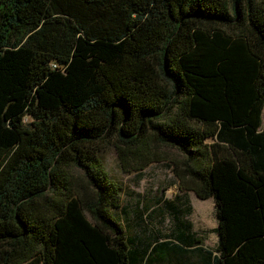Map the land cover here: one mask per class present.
<instances>
[{
	"label": "trees",
	"instance_id": "16d2710c",
	"mask_svg": "<svg viewBox=\"0 0 264 264\" xmlns=\"http://www.w3.org/2000/svg\"><path fill=\"white\" fill-rule=\"evenodd\" d=\"M263 109L264 0H0V264H264ZM107 147L167 163L169 231L127 236Z\"/></svg>",
	"mask_w": 264,
	"mask_h": 264
},
{
	"label": "rangeland",
	"instance_id": "374dc122",
	"mask_svg": "<svg viewBox=\"0 0 264 264\" xmlns=\"http://www.w3.org/2000/svg\"><path fill=\"white\" fill-rule=\"evenodd\" d=\"M262 115L264 116V109ZM166 152L167 159L176 156L174 151ZM100 156L107 173L121 186V208L124 212L120 213L119 210L113 212L118 221L125 222V218H129L130 228L125 227L127 236L145 243L150 240L152 232L169 231L173 220L169 210L164 206V201L175 202L179 192L176 179L167 163H152L143 171L124 173L112 147L102 150ZM186 196H190L192 205L191 221L189 219L192 228L203 236L204 245L212 248L216 243V236L212 233L216 226L213 200L212 198L200 200L193 193L190 195L187 193ZM136 215L141 217V221ZM186 217L189 218V215ZM132 220L139 221L135 228L131 226Z\"/></svg>",
	"mask_w": 264,
	"mask_h": 264
}]
</instances>
